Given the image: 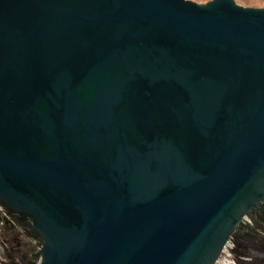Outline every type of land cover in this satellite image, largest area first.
<instances>
[{
	"label": "water",
	"instance_id": "water-1",
	"mask_svg": "<svg viewBox=\"0 0 264 264\" xmlns=\"http://www.w3.org/2000/svg\"><path fill=\"white\" fill-rule=\"evenodd\" d=\"M264 198V8L0 0V202L39 264H213Z\"/></svg>",
	"mask_w": 264,
	"mask_h": 264
},
{
	"label": "rangeland",
	"instance_id": "rangeland-1",
	"mask_svg": "<svg viewBox=\"0 0 264 264\" xmlns=\"http://www.w3.org/2000/svg\"><path fill=\"white\" fill-rule=\"evenodd\" d=\"M190 1L206 4L211 0ZM234 1L236 4L245 7L264 8V0ZM10 211L13 210L10 209ZM10 211L0 202V264H39L41 249L38 247L40 243H43L42 237L34 229L30 217L27 221L28 229H26L23 225L26 218H19L15 215V211H13L14 213ZM254 215L255 220L251 218L252 222H256L254 229L263 232V236H256L251 232L252 229L245 225L232 233L231 241L234 246L231 255L236 264H246L248 260L244 257L251 253H264V226L261 224V222L264 223V219L256 212ZM213 264L218 263L214 261Z\"/></svg>",
	"mask_w": 264,
	"mask_h": 264
},
{
	"label": "flooded vegetation",
	"instance_id": "flooded-vegetation-1",
	"mask_svg": "<svg viewBox=\"0 0 264 264\" xmlns=\"http://www.w3.org/2000/svg\"><path fill=\"white\" fill-rule=\"evenodd\" d=\"M4 206L6 207V209H8V211H10V208H8L5 204H4ZM10 212L14 213L13 211H10ZM255 212L264 219V199L261 200V202L259 203L257 208H255L252 212L249 213L250 217L253 218L254 220L256 218L254 215ZM260 212H263V213H260ZM15 215H17L19 218H22V219L26 218V220H24V222H23L24 223L23 225L26 229H28L27 221L29 220V216H27L25 214L17 213V212H15ZM259 222H261V221H259ZM261 224L264 226L263 222H261ZM255 225H256V222H253V225L251 227V229H252L251 232L253 234H255L256 236H263V232H260L258 229H254ZM244 258L248 260L246 262V264H264V253H251L250 255H247Z\"/></svg>",
	"mask_w": 264,
	"mask_h": 264
},
{
	"label": "built area",
	"instance_id": "built-area-1",
	"mask_svg": "<svg viewBox=\"0 0 264 264\" xmlns=\"http://www.w3.org/2000/svg\"><path fill=\"white\" fill-rule=\"evenodd\" d=\"M242 225H245L246 227H249V228L252 227L253 222H252V219H251L249 213H246L241 217L240 223H238L237 226L234 228V230L229 234V236L225 240L222 248L220 249V253L218 254V257H216L215 262H217L218 264H236V262L234 261V259L232 258V255H231V250L234 246L233 242L231 241V238H232V233L241 229ZM38 248L39 249L42 248V243L39 244Z\"/></svg>",
	"mask_w": 264,
	"mask_h": 264
}]
</instances>
